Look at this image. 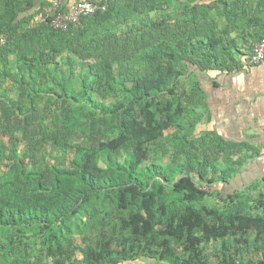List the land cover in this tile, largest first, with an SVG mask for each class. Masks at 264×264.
Here are the masks:
<instances>
[{"label":"trees","instance_id":"1","mask_svg":"<svg viewBox=\"0 0 264 264\" xmlns=\"http://www.w3.org/2000/svg\"><path fill=\"white\" fill-rule=\"evenodd\" d=\"M174 1L109 0L105 12L57 29L51 14L42 22H34L41 13L32 12L34 0H0V37L6 39L0 47V91L9 78L25 81L26 71L38 74L49 70L51 74L54 58L68 51L82 60L92 59L86 77L93 81L94 92L106 94L120 88L123 94L122 100L107 105L92 96L86 98L88 90L68 93L69 81L61 82L66 104L54 118L63 123L66 147L73 131L84 129L82 118L100 124L116 116L112 133L97 148L80 149L71 168L53 166L46 171L26 166L15 141L9 168L0 180V264H120L140 257L171 264H207L202 252L214 241L249 233L264 237V215L242 210L221 214L194 205L210 198L216 184H229L226 177L198 183L191 172L186 173L191 170L182 165L174 171L159 166L149 172L141 168L148 147L188 119L190 112L177 90L181 80L209 71L240 69L242 56H247L243 47L252 53L255 44L264 38V30L248 32L251 26H259L257 15L264 11V0L256 8L245 7L244 0L235 4L227 0H179L187 2V32L180 26L159 23L140 38L122 39L112 33L129 22L149 21L151 12L168 11ZM217 1L224 5L223 23L210 11ZM252 12L256 19L247 18ZM179 65H184L186 71L178 69ZM37 81L35 84L42 85ZM89 83L84 82L85 88ZM46 89H50L49 83ZM5 91L3 97L12 102L3 106L6 118L25 114L29 120L33 112L39 113L38 99L20 90V104ZM164 93L168 97L165 105L158 100ZM88 103L95 109H89ZM191 114L193 118L184 126L179 124V128L187 130L192 138L203 139L195 133L201 118L195 112ZM14 121L20 129V121ZM11 127L8 120L6 128ZM130 147L134 154L126 163L108 167L101 164L102 154ZM261 155L255 154L254 159ZM154 171L156 176L148 181ZM260 173L264 172L256 174ZM251 175L250 170L246 176ZM199 179L204 180L201 175ZM99 195L109 196L117 209L131 211L120 220V238L113 237L96 247L86 246L82 259L66 257L57 232L77 220L92 198ZM179 202L186 204L175 208Z\"/></svg>","mask_w":264,"mask_h":264},{"label":"rangeland","instance_id":"2","mask_svg":"<svg viewBox=\"0 0 264 264\" xmlns=\"http://www.w3.org/2000/svg\"><path fill=\"white\" fill-rule=\"evenodd\" d=\"M52 1H48L46 8H42L41 13L36 15L34 22H42L49 15ZM225 1V0H223ZM234 2V0H227ZM187 2L175 0L172 8L163 12H151L147 19L137 22L127 23L121 30L115 29L114 36L122 39L126 37L140 38L145 31H154L155 25L164 23L174 27H183L187 32L190 25L189 17L186 15ZM223 4L215 2L210 9L216 20L223 19ZM33 11V10H32ZM186 20V22H185ZM180 24V25H178ZM166 27V26H165ZM145 33V34H149ZM186 34H184V38ZM149 36V35H148ZM183 43V42H182ZM175 44V43H174ZM244 52L250 51L243 47ZM55 62L45 73L27 72V79L20 83L15 79H7L2 84L0 93V180L2 175L7 172L11 161V151L14 143L18 140V152L20 159L26 166L35 169L50 170L53 166L71 168L76 155L83 148H97L99 143L106 139L111 133V129L116 125L114 118H106L100 124H94L90 119L82 118L81 130L73 131V137L68 142L69 146L64 145L65 139L63 123L61 119L54 118V114L61 112L66 104L65 95L61 89V84L65 79L69 81L67 92L84 93L88 90V97L92 96L95 101L107 105L123 99L120 88L106 94L96 93L91 89L93 81L86 77V71L92 63V59L82 60L75 52H65L62 57H55ZM178 69L183 70L184 65H179ZM16 74V70L13 71ZM3 77V76H1ZM42 82V85L35 84ZM90 82L87 88L84 82ZM23 82V83H22ZM62 82V83H61ZM50 84V89H46ZM184 79L181 80L182 86L177 89L179 95L190 100ZM5 93L14 100H20L19 91L23 90L32 97L38 99L39 113L29 115V120L25 114L14 116L10 119L5 117V104L11 105ZM168 99L166 93L162 94L158 100L165 105ZM86 102V101H85ZM83 102V103H85ZM190 104V102H189ZM87 105V104H86ZM192 107L194 103L191 101ZM89 109L94 108L93 104L88 103ZM48 114L45 115V110ZM94 112H96L94 110ZM28 114V113H27ZM97 114V113H96ZM10 120L11 129L6 128V122ZM19 120L22 125L17 128ZM28 121V123H27ZM187 121H180L177 126L167 130L165 137L155 145L148 147L147 156L142 160L141 168L149 172L156 166L169 171L184 166L198 183H205V180H219L226 177L229 184H216L213 195L204 202L194 203L197 208H207L219 211L221 214L238 212L264 215V173L255 174L250 178L246 176L248 161L255 157V154L243 152L241 149H227L218 143L216 138L195 139L184 129ZM180 124V126H179ZM12 130V132H11ZM183 134L185 137H183ZM233 150V151H230ZM133 147L125 148L120 151H113L101 155V164L105 167L113 164H124L134 154ZM264 172V171H263ZM156 171L148 176V181L156 176ZM245 174V175H244ZM200 175L204 178L199 179ZM246 176V177H245ZM169 193V191H166ZM233 196V200L230 196ZM186 203H175V208H183ZM95 209H97L95 213ZM130 210H119L115 207L109 196L99 195L92 198L90 206L79 214L66 227H63L57 235L63 241L65 256L74 259H82L83 249L86 246H98L104 241L115 237L120 238L119 223L122 218H127ZM182 246L179 250H182ZM203 262L207 264H259L264 260V237H257L255 233L247 235L228 236L225 239L212 242L203 252ZM136 260H145L150 264H171L169 261H158L155 258L140 257ZM135 260V261H136ZM132 261V260H130ZM134 261V260H133Z\"/></svg>","mask_w":264,"mask_h":264},{"label":"crops","instance_id":"3","mask_svg":"<svg viewBox=\"0 0 264 264\" xmlns=\"http://www.w3.org/2000/svg\"><path fill=\"white\" fill-rule=\"evenodd\" d=\"M48 1L51 0H34L32 12L46 8ZM236 2L237 0L227 3ZM244 2L245 7L256 8L260 0H244ZM263 7L264 5L261 8ZM257 16L260 19L259 26L248 28L250 33H261L264 30L262 26L264 11H259ZM247 18L256 19L255 12L249 13ZM219 22L223 23L224 18ZM243 54L248 55L250 52L243 51ZM184 81L187 96L190 97V100H184L188 113L190 112L187 118L189 120L193 118L192 112L201 118L196 127V135L216 138L215 140L221 142L223 148L235 149V151L241 149L250 154L261 153V156L256 159L253 157L248 161V170L245 174L251 170L253 176L264 171V61L256 66L243 64L240 69L231 72L217 70L209 71L207 74L199 73ZM120 264L150 263L145 260H132Z\"/></svg>","mask_w":264,"mask_h":264},{"label":"built area","instance_id":"4","mask_svg":"<svg viewBox=\"0 0 264 264\" xmlns=\"http://www.w3.org/2000/svg\"><path fill=\"white\" fill-rule=\"evenodd\" d=\"M109 0H53L49 14L52 15V25L57 29H66L70 24H78L83 17L105 12ZM6 44V39L0 37V47ZM264 61V38L255 44L252 53L242 58L246 66H256Z\"/></svg>","mask_w":264,"mask_h":264}]
</instances>
